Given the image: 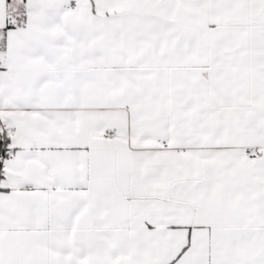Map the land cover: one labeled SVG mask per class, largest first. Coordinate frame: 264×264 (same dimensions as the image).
I'll return each mask as SVG.
<instances>
[{
  "label": "snow or ice",
  "instance_id": "1",
  "mask_svg": "<svg viewBox=\"0 0 264 264\" xmlns=\"http://www.w3.org/2000/svg\"><path fill=\"white\" fill-rule=\"evenodd\" d=\"M0 264H264V0H0Z\"/></svg>",
  "mask_w": 264,
  "mask_h": 264
}]
</instances>
